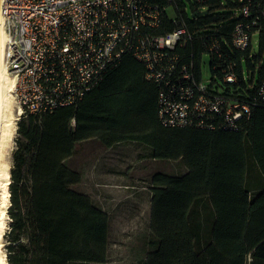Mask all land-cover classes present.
Instances as JSON below:
<instances>
[{"label": "trees", "instance_id": "obj_1", "mask_svg": "<svg viewBox=\"0 0 264 264\" xmlns=\"http://www.w3.org/2000/svg\"><path fill=\"white\" fill-rule=\"evenodd\" d=\"M152 1L165 9L154 34L172 33L174 21L185 23L189 39L174 51L175 72L192 76L209 97L247 105L250 117L238 121L237 131L223 129L218 115L207 122L213 129L162 126L160 86L145 80V66L131 56L81 104L23 116L10 170L8 264L106 263L110 218L72 189L82 175L67 166L80 144L91 140L106 147L137 140L153 150L154 159L182 160L187 168L183 176L158 174L152 180L153 239L145 264H264V103L258 95L264 81L263 11L254 14V37L240 51L231 36L243 0H187L191 14L181 0ZM258 1L264 10V0ZM231 74L235 83L225 81ZM199 96L195 90L193 100Z\"/></svg>", "mask_w": 264, "mask_h": 264}, {"label": "built area", "instance_id": "obj_2", "mask_svg": "<svg viewBox=\"0 0 264 264\" xmlns=\"http://www.w3.org/2000/svg\"><path fill=\"white\" fill-rule=\"evenodd\" d=\"M194 1L205 4L210 0ZM243 2L242 18L231 36L232 45L240 51L254 37L252 26L258 19L254 14L261 10L264 16L258 0ZM0 11L7 35L5 65L20 96V116H39L81 104L124 56H131L145 66V80L160 86L162 126L195 124L213 129L207 122L218 115L224 117L223 129L237 131L238 121L250 117L247 105L209 97L207 88L197 85L192 76L175 72L179 59L174 51L184 47L189 36L182 20L173 22L172 33L154 34L165 11L158 2L2 0ZM210 50L221 57L218 46ZM225 81L235 83L236 77L227 75ZM195 90L200 96L193 100ZM258 95L264 103V81Z\"/></svg>", "mask_w": 264, "mask_h": 264}, {"label": "rangeland", "instance_id": "obj_3", "mask_svg": "<svg viewBox=\"0 0 264 264\" xmlns=\"http://www.w3.org/2000/svg\"><path fill=\"white\" fill-rule=\"evenodd\" d=\"M181 1L185 3L188 13L191 14L189 1ZM170 14L174 16L173 11H170ZM258 54V46H255L253 55ZM260 65H264V56ZM258 80L259 74L257 73L255 84ZM13 97V108L15 107L16 111L12 109V112L14 111V123L17 128L14 130L12 139L13 144L9 157L10 170L13 166V153L17 148L18 123L24 116L19 115L20 96L16 94L15 90H13ZM16 107L18 108L16 109ZM129 145H133V143ZM126 146L128 147V145ZM126 146H115L112 152L104 153L105 146L101 142L98 140L87 141L81 144L79 153L67 161L69 168L81 174L86 170H91L93 175H87L86 180L72 189L75 192L87 194L93 203L106 212L110 218V238L105 264H145L147 254L151 251L149 242L153 239L150 231L152 180L158 174L179 177L187 173V168L182 160L154 159L153 150L147 149V145L144 144H139L140 147H129V149ZM111 158L117 164L116 166H101L102 162L104 164ZM105 159L106 161H104ZM103 169L105 171L112 169L114 175H102ZM7 203L8 214L11 201L9 200ZM5 220L0 252L7 256V242L4 235L9 230V215ZM6 263L8 264L7 258Z\"/></svg>", "mask_w": 264, "mask_h": 264}, {"label": "bare ground", "instance_id": "obj_4", "mask_svg": "<svg viewBox=\"0 0 264 264\" xmlns=\"http://www.w3.org/2000/svg\"><path fill=\"white\" fill-rule=\"evenodd\" d=\"M1 3L2 0H0V9ZM6 42L7 35L4 31L3 19L0 11V249L2 247L1 238L5 231V219L8 215L7 202L10 200L9 185L11 178L9 157L13 144L12 139L14 130L17 128L14 123V111L12 112V109L15 108H13V90H15V82L9 75L5 65ZM17 108L18 107H16V109ZM6 258L7 256L0 252V264H7Z\"/></svg>", "mask_w": 264, "mask_h": 264}, {"label": "crops", "instance_id": "obj_5", "mask_svg": "<svg viewBox=\"0 0 264 264\" xmlns=\"http://www.w3.org/2000/svg\"><path fill=\"white\" fill-rule=\"evenodd\" d=\"M145 89H147V90H150L149 88H145ZM85 143V142H84ZM133 143V145H129V144H132ZM83 144V143H82ZM135 144V145H134ZM137 144V145H136ZM139 144L141 145V144H143V143H141V142H139V141H137V140H132V141H130V140H127V141H122V142H119V143H116V144H114V145H112L111 147H106L105 146V150H104V153L105 152H112V150H114L115 149V146H121V145H124V146H126V145H128V147L126 146V148H128L129 149V147L131 148V147H133V146H137V147H140L139 146ZM145 145V144H144ZM80 146H81V144H80ZM148 148H150L149 146H147V149ZM82 150V149H81ZM103 152V151H102ZM102 161V160H101ZM104 161H106V159L104 160ZM117 164H115V162H113V160H112V158L109 160V161H107V162H105L104 164H103V162H102V164H101V166L102 167H114V166H116ZM112 169H108V170H104L103 169V171L101 172V173H103L102 175H105V176H108V175H110V176H113L114 174H112ZM82 175V181H84V180H86L87 178H86V176L87 175H93V173L91 172V170H86L83 174H81ZM91 179V178H90Z\"/></svg>", "mask_w": 264, "mask_h": 264}]
</instances>
